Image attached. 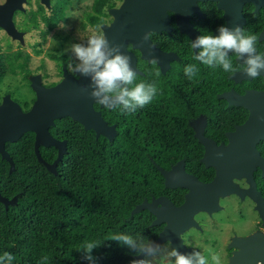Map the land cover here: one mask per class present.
<instances>
[{
  "label": "flooded vegetation",
  "instance_id": "obj_1",
  "mask_svg": "<svg viewBox=\"0 0 264 264\" xmlns=\"http://www.w3.org/2000/svg\"><path fill=\"white\" fill-rule=\"evenodd\" d=\"M6 1L0 0V7ZM58 1L50 0V5H46L43 0H26L23 5L31 7L28 10L24 8L14 12L12 20L18 33L22 35L21 39L29 31L28 22L30 20L36 18L43 22L46 17L54 16V10L59 7ZM70 4H73V0ZM199 8L201 13H194L190 19L198 35H205L203 33L204 22L210 26L209 33L216 35L218 27L214 26L212 21L217 19L219 14L223 18L222 25H227L225 16L227 10L220 8L218 1L199 2ZM168 14L173 27L172 31L153 32L150 37L151 39L155 38V40L152 39L154 45L164 52L176 53L178 59L170 62V68L164 74L157 62L153 64L142 59L139 50H136L135 54L138 57L137 67L143 73H137V75L144 76L145 72L142 68L147 65L151 66L155 73L169 74L167 78L159 80L160 85L155 84L157 94L151 101L152 107L157 101L162 100V106H165V109L147 108L141 110V113H145L149 117L167 116L165 125L161 128V137L165 140L164 145L169 148L170 159L167 162L170 164L159 166L157 160L150 158L163 176L165 190L158 195L153 194L150 199L145 197L141 202L147 200L148 203L153 204V209L146 208L132 215L136 206L141 204L139 203L131 210V217L136 215L139 217L131 234L132 236L140 234L161 245L152 264H164L163 259L159 257L164 256L172 247L182 253H189L193 249L201 251L208 259L209 264H211L209 249L221 255L222 264H234V262H237L235 264H258V262L264 264L260 258H257L255 263H251L253 250L257 245L249 247V255L244 256V259L241 258L242 248L237 245L239 240L251 238L257 234L264 235V119H261L264 117V71L255 79L246 76L242 70V61L231 53L229 58L232 59L234 67L240 69L236 73L225 72L221 67L213 69L199 61H183L177 50L166 49L156 42L158 37H162L165 42L178 40L176 35L180 33L184 37L181 42L189 43L188 47L193 56L200 51L191 48V42L194 39L180 31L175 14L172 11H169ZM19 15L25 17L22 25L18 21ZM243 16L245 24L242 28L246 33L259 35L256 44L257 53L264 54V5L257 11L256 2H246L243 6ZM0 17L4 19L5 15L1 14ZM14 38L17 39L15 41L20 39L14 37L7 27L0 23V107L8 99L11 102H17L23 112H27L36 101V93L30 107L25 100L19 97V93L16 95L12 93L6 79L12 76H22L24 79H29L32 86L33 78L38 75L37 71L32 68H29L31 72H28L27 69H18L15 73L12 71L13 55H18L20 52L29 53L23 47L14 48ZM130 49H132L131 46ZM60 64L62 67L57 73V80L44 81V77L47 79L51 77L48 71L40 76L45 87L50 88L62 81L65 67L69 71V64L63 62ZM189 64H195L199 69L192 79H189L184 72L185 67ZM203 74L206 75L205 80L201 76ZM223 75H226L225 80H222L221 76ZM252 93L260 94L262 99L253 98ZM226 94L234 95L232 102H238L240 98L247 96V103L246 105L230 104V100L223 97ZM137 113L140 114V109ZM245 124L248 125L247 132L254 131L253 128L260 129L256 136L263 137L256 139L251 155L247 156L246 152L244 162L236 167L227 183V188L217 191L213 195H208L207 190L201 188L200 191H197L198 209L194 213H191L192 210H180L191 190L184 186H168L167 178L160 169L173 172L174 167L183 161L185 175L181 174V176H194L204 185L214 182L217 178L219 181L227 166L218 162L217 158H214L215 161H213V154L209 152L208 148L216 149L214 155H222L226 152L234 153L235 138L240 134V129ZM8 143L12 142H5L6 150ZM0 155L2 157L1 153ZM10 171L11 164L9 163V173L11 174ZM181 183L183 184V178ZM160 198L166 201H161ZM85 257L83 254H72V258L80 260L81 264H94L93 261L84 259ZM134 258H136L135 254L129 252L120 257V264H130Z\"/></svg>",
  "mask_w": 264,
  "mask_h": 264
},
{
  "label": "trees",
  "instance_id": "obj_2",
  "mask_svg": "<svg viewBox=\"0 0 264 264\" xmlns=\"http://www.w3.org/2000/svg\"><path fill=\"white\" fill-rule=\"evenodd\" d=\"M118 1L93 0L91 10L84 16V25L98 28L107 24L108 11L115 8ZM58 2L53 17H46L43 22L36 18L28 22L30 28L42 34L43 40L37 43L39 48H35L37 55L43 53L49 34L59 27L66 8L71 5V0ZM40 23H45V29L41 30ZM212 24L216 27L223 24L221 14ZM209 32L210 26L204 22L203 33ZM176 36L178 40L165 42L158 37L156 42L166 49L177 50L183 61H196L189 43L181 42L184 37L180 33ZM16 55H13L12 71L27 69L31 72V54ZM51 58L73 64L66 55L53 54ZM142 69L145 75H137L136 83L160 85L159 80L169 76L160 72L157 75L149 65ZM201 76L205 80L206 75ZM221 77L225 80L226 75ZM151 104L127 112L121 107L101 108L96 103L95 108L102 112L108 124L117 126L113 140L103 135L97 139L94 131L85 130L70 117L57 119L50 132L56 139L68 141L67 154L58 164L57 174L39 161L34 132H27L17 142L7 144L16 169L10 174L9 163L0 155V191L8 199L17 196V203L8 209L0 203V256L5 252L12 254L14 259L10 264H81L72 254L86 256L81 251L85 243L99 240L101 246L93 250L90 261L120 264V257L131 251L106 238L115 233L132 235L139 217H131V210L145 197L150 199L165 190L163 176L150 158L157 160L159 166L170 164L167 162L169 148L161 137L167 116L149 117L141 113L147 108L165 109L162 100L152 107ZM40 152L48 163L57 158L54 147L41 146ZM45 256L47 261L43 259ZM4 264L9 262L4 261Z\"/></svg>",
  "mask_w": 264,
  "mask_h": 264
},
{
  "label": "water",
  "instance_id": "obj_3",
  "mask_svg": "<svg viewBox=\"0 0 264 264\" xmlns=\"http://www.w3.org/2000/svg\"><path fill=\"white\" fill-rule=\"evenodd\" d=\"M25 1L7 0L0 7L1 14L5 15L4 19L0 17V23L6 26L7 30L16 38H22V35L16 30L12 17L16 10L23 9L22 5ZM43 1L46 5H50V0ZM202 1H218L220 8L227 10L225 15L227 17L226 26L229 28L237 26L242 28L243 24H245L243 6L246 2H256L257 11L259 7L264 5V0H123L120 7L109 10V14L113 17L112 22L102 25L101 28L110 42L123 45L121 51L131 57L132 68L136 73L143 74L137 67L138 57L135 51L139 50L142 59L149 62L156 59V62L165 74L170 68V62L178 59V57L176 53L164 52L154 45L150 34L153 32L172 31L173 27L171 26V19L168 14L169 11H172L176 16V22L180 31L187 33L195 40L199 35L195 31L190 19L194 13H201L199 2ZM147 34L148 39H145ZM216 35H219V33L217 32ZM130 46L132 49H130ZM88 84V78L80 76L78 73H70L65 67L64 79L50 88L43 85L39 76L33 78L32 87L36 92L37 98L29 111L23 112L17 102H11L6 99L4 105L0 107V153L2 154V158L11 164V173L16 168L14 160L5 148V142H17L25 133L34 132L35 152L39 161L50 172L57 174L58 164L67 154L68 145L67 140L56 139L50 132V128L55 125L57 119L70 117L82 124L85 130L94 131L97 139L101 135L107 137L109 140H113L116 137L117 126L109 125L104 119L102 112L95 108L96 102L88 95L91 89H88V92L82 91ZM252 96L253 98L262 99L260 94L257 93H252ZM223 97L228 98L230 104L237 105H246L248 100L247 96H245L244 98H240L238 102H232L234 100L233 94H226ZM100 107L105 108L103 105H100ZM247 127L248 125L245 124L240 129V134L235 138L234 153L226 152L222 155H214L216 149L208 148L209 152L213 154V161H215L214 158H217L218 162L227 166V169L222 172L219 181L217 178L214 182L204 185L194 176H184L183 161L174 167L173 172L160 169L167 178L166 183L168 186H184L191 190L185 204L180 210H192L191 213H194L198 209L197 191H200L201 188L206 189L208 195H213L215 192L223 191L227 188V183L236 167L241 162H244L246 152L247 156L251 155V151L253 152L254 149V142L259 137H263L256 136L257 131L260 129L253 128L254 131L247 132ZM251 133L253 134L251 135ZM251 143L253 144L251 145ZM41 146L54 147L58 150V155L54 162L48 163L44 160L40 152ZM181 174L184 175L181 176ZM182 178L183 184L181 183ZM159 200L166 201L163 198ZM0 203L4 204L8 209L10 205L17 203V196L8 199L2 196L0 191ZM146 208L153 209V204L145 200L136 206L132 211V215ZM237 245L242 248V259H244V256L249 255L250 246L257 245L256 249L253 250L251 263H255L257 258L264 261V235L257 234L251 238L239 240Z\"/></svg>",
  "mask_w": 264,
  "mask_h": 264
},
{
  "label": "clouds",
  "instance_id": "obj_4",
  "mask_svg": "<svg viewBox=\"0 0 264 264\" xmlns=\"http://www.w3.org/2000/svg\"><path fill=\"white\" fill-rule=\"evenodd\" d=\"M219 35L211 33L199 35L191 42V48L199 49V53L193 59L210 68L221 67L228 73L240 71L234 67L229 58L231 53L241 62L243 73L255 79L264 71V54L257 53L256 44L258 34H249L239 26L229 28L221 25L217 28ZM145 39H148V34ZM123 45L110 42L103 32H94L87 38L86 44L77 43L72 45L78 63H69L68 69L89 79V84L82 91L96 103L107 109L121 107L122 111L134 112L149 104L157 94V87L153 83H136L137 73L132 68L131 57L121 51ZM231 55V56H232ZM156 63V59L152 60ZM199 69L195 64L185 67V75L192 79ZM159 75V73H157ZM264 119V117H261ZM107 241H115L121 246H126L135 254L130 264H152L153 258L157 257L161 245L153 240L137 234L127 233L110 234ZM101 241L93 240L85 243L81 251L86 254V259L93 260L91 253L101 246ZM211 255V264H222L219 253L208 250ZM164 264H209L206 256L193 249L189 253H182L176 248H170L162 257ZM14 259L12 254L5 252L0 256V264ZM44 261L48 257L45 256ZM259 264V262H258Z\"/></svg>",
  "mask_w": 264,
  "mask_h": 264
},
{
  "label": "rangeland",
  "instance_id": "obj_5",
  "mask_svg": "<svg viewBox=\"0 0 264 264\" xmlns=\"http://www.w3.org/2000/svg\"><path fill=\"white\" fill-rule=\"evenodd\" d=\"M92 3L93 0H73V4H71L70 8L69 6L66 8L68 10H66L64 20L59 27L49 34L41 55L35 53V48H39L37 43L43 40L42 34L38 30L28 27L29 31L24 35L23 39L20 38L19 41H15L17 39L14 38V48L17 46L23 47L31 54L32 59L29 68L35 69L34 71H37L39 77L42 73L46 71L49 72L51 76L50 79L44 77V81L57 80V73L62 67V64L51 58V55H66L69 60L73 62V65H75L78 61L72 52V45L77 43L86 44L87 38L94 32H103L101 26L93 28L88 25L85 26L83 23L84 16L91 10ZM122 3L123 0H119L116 7H120ZM30 7L31 6H25V4L23 5V9L25 8L26 10ZM107 19L109 21L107 24H109L112 22L113 17L109 15ZM24 20L25 17L19 15L18 21L21 25ZM43 29H45L44 23L41 24V30ZM6 81L12 93L14 95L19 93V97L25 100L31 107L36 92L30 85V80L24 79L22 76H12L8 77Z\"/></svg>",
  "mask_w": 264,
  "mask_h": 264
}]
</instances>
